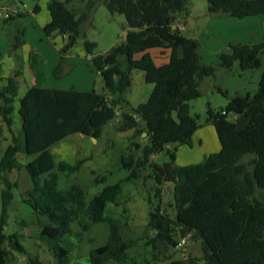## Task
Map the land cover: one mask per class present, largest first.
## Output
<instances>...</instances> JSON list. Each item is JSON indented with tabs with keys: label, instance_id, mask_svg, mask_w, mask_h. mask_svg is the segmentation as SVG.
Masks as SVG:
<instances>
[{
	"label": "trees",
	"instance_id": "16d2710c",
	"mask_svg": "<svg viewBox=\"0 0 264 264\" xmlns=\"http://www.w3.org/2000/svg\"><path fill=\"white\" fill-rule=\"evenodd\" d=\"M206 2L210 15L245 18L264 13V0ZM99 3L111 15L123 14L127 31L126 40L103 53H95L94 41L83 40L84 49L102 78L100 91L45 87V60L37 51L29 53L27 61L33 83L22 96L17 97L22 67H17L12 76H0V137L4 130L13 134L16 99L20 118L18 134L12 135V142L0 157L2 214L18 187V182L9 175L14 169L24 168L28 183L21 199L32 211L31 223L40 228L39 238L58 260L43 263L38 257L27 256V264H70L69 251L60 242L71 232V223L80 212L88 218L85 230L101 221L109 226L107 241L90 250V264H156L161 258H165L161 264H264V71L253 94L233 95L219 109L207 106L205 122L215 127L219 151L181 168L174 163L175 147L190 144L193 132L201 126L199 117L190 113L189 101L201 95L202 80L215 76L219 67L230 69L235 62L243 70L259 67L264 41L231 44L230 51L218 54L216 63L205 65L197 39L174 27L181 22L187 25L188 0H48L50 20L44 25V32L49 36L66 35L63 54L69 52L79 37H84L81 25ZM17 15L23 14H9L3 23H10ZM23 43L24 30L16 27L11 49L16 51ZM154 47L171 49L167 63L157 66L153 62L146 51ZM137 53H142L138 59L134 58ZM132 69L141 70L152 89L145 101L128 111L125 94L131 84ZM216 89L224 93L221 88ZM117 112L120 118L115 129L132 130L127 136L126 150L120 155V167L128 170V175L104 186L89 201L78 183L59 188L60 173L77 172L86 159L79 157L73 164L63 161L56 164L50 148L72 134L101 139L103 126ZM229 112L248 116L243 129H235L236 118L229 120ZM142 120L145 125L139 127ZM144 132L145 139H132ZM159 152L168 156L162 164L152 160ZM18 154L32 158L23 164ZM146 166L152 167V173L146 176L157 184H174L173 200L163 204L162 189L156 187L159 202L156 205L149 202L147 220V227L153 232L148 242L151 260L139 263L132 259L129 263L127 251L133 239L122 234V218L128 210L122 206L119 214L107 215L105 211L109 203L119 206L117 198L122 183L140 177ZM103 179L104 176L95 177L96 182ZM22 223L25 225V219ZM185 235L201 241L199 259L190 258L186 262L172 258L171 250L177 248L179 239ZM13 253L26 254L27 249L19 242L17 233L4 234L2 218L0 264H15Z\"/></svg>",
	"mask_w": 264,
	"mask_h": 264
},
{
	"label": "rangeland",
	"instance_id": "374dc122",
	"mask_svg": "<svg viewBox=\"0 0 264 264\" xmlns=\"http://www.w3.org/2000/svg\"><path fill=\"white\" fill-rule=\"evenodd\" d=\"M188 1L191 9V0ZM199 1L201 2L203 0ZM25 3V10L22 8L24 14L17 20L25 24V26H28L29 18H27L28 14L26 11L30 13L36 2L33 0H25ZM1 4H7V2L1 0L0 5ZM2 12L3 9L0 8V17H2ZM125 26L126 22L123 14L115 13L114 15H111L107 8L99 3L95 6L89 18L81 25L84 37H79L75 45L70 48L69 52L66 54L70 53L71 56L73 55V58L81 59L82 56L78 49L81 48L85 51L83 46L84 39L96 43L95 53H103L112 45L124 40ZM184 28L185 29L184 31L182 30V33L184 35H189L191 32L189 26L185 25ZM195 33H197V31ZM0 36V49L3 52L2 56L7 60L9 58L8 55L12 54L10 46L12 38L8 42L5 32H1ZM28 39L29 41L27 45H25L24 72L17 97L23 95L26 89L31 85L32 80V74L28 67V58L26 57L29 56L30 52L35 50H30L29 46L33 40L31 38ZM36 43L37 42H35V44ZM20 51L21 49L19 50V53ZM61 54L65 55L62 52ZM10 57L14 58L13 55H10ZM260 59L261 65L255 68L243 70L240 68L238 62H235L230 69L219 67L215 76L205 78L201 82V95L198 98L189 101L190 113L197 115L199 121L204 123L206 108L208 105L214 109H219L224 107L227 104L228 99L233 95H244L246 93L253 94L258 88L260 76L264 71V55L261 54ZM130 77L131 84L125 94L127 101L126 110L128 111H130L132 107L145 101L152 89V84L144 81L143 72L141 70L132 69ZM94 85L95 90H101L103 83L100 75L95 77ZM216 87L221 88L224 93L219 92ZM173 116H176L175 113H173ZM13 118L16 120L15 113H13ZM116 118H120L118 112L116 117L109 123H114ZM227 118L229 120H235L234 114L231 112L227 114ZM14 131L15 133L18 132L17 125H14ZM12 135L14 134L4 130L0 137V157L5 147L12 142ZM132 139H145V136L142 134L141 137L135 136L132 137ZM94 141L95 142H92L89 150L82 146L81 137L78 134L66 138L64 142L61 143L62 147L69 150L68 155L69 153L71 154L65 159V161L71 164L75 163V160L79 157L82 158L85 156L88 151L92 154V157L86 159L85 163L82 164L77 172L71 174L60 173L58 185L59 188H66L72 183L80 184L84 189L87 201L100 192L104 186L113 184L128 175V170L120 167V155L126 150L128 144L127 136L116 139L108 145L103 141ZM145 142L146 141L144 140V143ZM58 146L59 145L57 144L53 145L50 148L51 153L55 154L54 150L55 148H58ZM74 157L76 158L74 159ZM17 158L20 162L25 164L32 158V156L18 154ZM152 160L157 164H162L168 160V156L166 152H159L153 156ZM58 162L59 159L56 156L55 163L58 164ZM151 173L152 167L146 166L141 169L140 177L124 181L122 183V191L117 198L119 206L110 205L105 211V214L107 215L115 214L118 210L122 213V206L128 210V213H125L124 218H122V234L126 239H133V245L127 251L129 263L132 259H135L139 263L151 260V247L148 245V242L152 237L153 232L147 227V220L150 205L149 202L152 201L154 205L159 202V198L156 196V187L159 186L162 189L161 201L163 204L173 200L174 184L172 182H165L159 185L155 179L146 176ZM9 176L12 181L16 180L18 182V187L13 190L14 198L7 208L6 213L3 215L1 204L2 186L0 184V222L3 218L4 234L8 235L17 233L19 242L27 249L26 254H12L15 264H27V256H29V258L38 257L43 263L57 262L58 260L49 250L48 244L39 238L40 228L31 223L32 211L21 199V195L24 194L28 183L24 168L19 171L14 169ZM101 176H104V179L96 182L95 177ZM22 219H25V225H23ZM86 223H88L87 216L84 212H80L78 219L71 223V232L66 234L60 242L61 246L69 251L70 264H90L88 260L90 250L107 241L109 226L106 221L92 223L89 225L88 229L85 230L83 226ZM6 244L7 243L4 242L3 246L6 247ZM200 246V240L194 241L190 237L185 249L175 247L171 250L172 258L181 259L186 262L190 258L199 259L201 256ZM164 260L165 258H161L156 264H161Z\"/></svg>",
	"mask_w": 264,
	"mask_h": 264
},
{
	"label": "crops",
	"instance_id": "0c3cea01",
	"mask_svg": "<svg viewBox=\"0 0 264 264\" xmlns=\"http://www.w3.org/2000/svg\"><path fill=\"white\" fill-rule=\"evenodd\" d=\"M4 1L7 2V4L0 5V8H2L3 11L13 15L18 13L24 14L22 8L25 10V0ZM33 1L36 3L33 5L31 12L29 13L26 11L28 14L27 18H29L28 26H25V24L17 20L21 17V15H17L14 20L7 24L3 23L4 17H0V34L1 32H5L8 42L11 38H13L16 32V27H21L24 30L23 45L16 51L12 50V54H10L13 55L14 58H11L10 55H8L9 58L7 60L4 58V56L0 57V76L4 78L12 76L17 67H22V71L24 72L25 45H27L29 41L28 38H31L33 42L30 43V50L34 49L35 51L39 52L45 60V65L43 68L45 75L43 85L45 87L57 89H67L72 87L79 91H89L95 89V77L100 74L94 68L90 55L81 48L78 49L82 56L81 59L73 58V55L71 56L70 53L62 55L60 48L66 41V35L57 33L49 36L44 32V25L50 20V14L47 8L48 0ZM206 9V0L201 2L199 0H195V2L194 0H191L189 18H191L193 28L189 27L191 32L189 35H187L197 39L199 42V53L201 60L205 65L216 63L218 61V54L223 51H230L231 44H253L264 41V13L248 16L245 18H236L232 16L210 15L207 13ZM184 29L185 28H183V31ZM196 31L197 33H195ZM35 42L37 43L35 44ZM20 49L21 51L19 53ZM146 52L151 55L153 62L157 66L167 63L171 56L170 48L154 47L147 49ZM141 56L142 53H137L134 55V58L138 59ZM26 58H28V56ZM32 83L33 80H31V85ZM18 108L19 101L16 99L13 102L12 112V117L13 113L16 115V120L13 118L12 126L14 135L18 134V132L15 133L14 131V125L18 126V131L20 127ZM234 118H237V115L234 114ZM118 121L119 118H116L114 123L105 124L103 126L102 136L104 139L101 138L103 140L99 139L97 141H103L108 145L110 142H114L119 138H124L125 136H128L132 133V130L125 132L117 131L115 129V124ZM73 135L75 134H72L66 138H69ZM78 135L81 137L82 146L89 150L92 142L95 141L92 140L91 137H84L81 134ZM65 139L57 143L59 146L54 150L56 155L52 153L54 156V161L57 156L59 162L63 161L69 163L65 161V159L71 154L69 153L68 155L69 150L61 146V143H63ZM169 147H173V145ZM219 149L220 142L214 125L209 122H204L201 123V126L193 132L190 144H179L175 147L174 163L178 168L188 164L199 163L203 161L208 154L217 152ZM91 157L92 154L88 151L87 154H85V156L82 158L88 159ZM75 158L76 157H74V159ZM110 205L113 206L114 204H107V208L110 207ZM117 212L120 213L119 210ZM117 212L115 214H119Z\"/></svg>",
	"mask_w": 264,
	"mask_h": 264
},
{
	"label": "water",
	"instance_id": "95a60500",
	"mask_svg": "<svg viewBox=\"0 0 264 264\" xmlns=\"http://www.w3.org/2000/svg\"><path fill=\"white\" fill-rule=\"evenodd\" d=\"M187 25L190 27V28H193V23L191 22V18H187ZM126 37H127V31H124V40H126ZM248 122V116L245 115V114H238L237 118H236V121H235V129L236 130H240V129H243L246 125V123ZM145 125V121L142 120L140 123H139V127H142ZM143 135H146V133H142ZM92 140H96L94 137H91Z\"/></svg>",
	"mask_w": 264,
	"mask_h": 264
},
{
	"label": "built area",
	"instance_id": "2783aa9c",
	"mask_svg": "<svg viewBox=\"0 0 264 264\" xmlns=\"http://www.w3.org/2000/svg\"><path fill=\"white\" fill-rule=\"evenodd\" d=\"M8 15H9L8 12H6V11H3L2 12V16L3 17H7ZM185 25L186 24H184V23H177V24H175L174 27L178 28L179 30H183V28L185 27ZM188 239H189V235L182 236L179 239L178 243H177V248L185 249V246L188 243Z\"/></svg>",
	"mask_w": 264,
	"mask_h": 264
}]
</instances>
